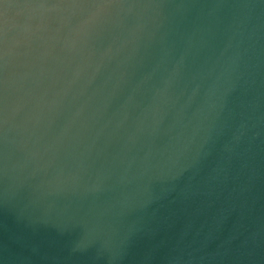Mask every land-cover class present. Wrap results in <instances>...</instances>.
Instances as JSON below:
<instances>
[{
    "label": "water",
    "instance_id": "obj_1",
    "mask_svg": "<svg viewBox=\"0 0 264 264\" xmlns=\"http://www.w3.org/2000/svg\"><path fill=\"white\" fill-rule=\"evenodd\" d=\"M0 264H264V0H0Z\"/></svg>",
    "mask_w": 264,
    "mask_h": 264
},
{
    "label": "clouds",
    "instance_id": "obj_2",
    "mask_svg": "<svg viewBox=\"0 0 264 264\" xmlns=\"http://www.w3.org/2000/svg\"><path fill=\"white\" fill-rule=\"evenodd\" d=\"M36 7L41 10V14H43V12L45 11L51 10L46 8V6L43 4L37 5ZM54 7L59 8L60 6L57 5ZM79 7H84V6L79 5ZM113 7L118 10L124 9L125 7L130 9L132 5L126 6L120 3L117 4L106 3V4L95 5L96 10L87 15V19L78 27L72 38L67 42L68 47L71 49H77L78 47L82 49L84 45L87 43L88 37L96 30L97 23L100 20L102 14H104L107 9ZM143 7L147 9L149 7L155 8L159 6L144 5ZM245 15H248V13H245ZM110 50L111 49H108L106 51H110ZM241 60H242V53L239 50H237L227 58H223V54H221L220 57H217L215 60H212L210 64H207L205 67L201 69V73L212 77L216 84V86L208 93L207 98L205 99L204 104L200 110L204 120H208L211 117L212 120L214 121L216 116H218L217 109L218 108L223 109L224 92L220 87V82L223 79H230L231 77L237 74ZM183 72L184 69L182 62L173 64L171 70L167 71L166 76H164L163 78L164 87L162 89H156V96L166 100L168 98L169 89L173 88L174 86H178L181 83V80L183 79ZM187 86H188L187 81H185L184 87L181 88V92H180L181 95H183L185 89H187ZM195 91H196L195 88L191 90V92L188 95L189 100H191L192 96L195 95ZM243 128L244 125L241 124L237 129L239 135H243ZM205 130L210 131V128L206 127Z\"/></svg>",
    "mask_w": 264,
    "mask_h": 264
}]
</instances>
